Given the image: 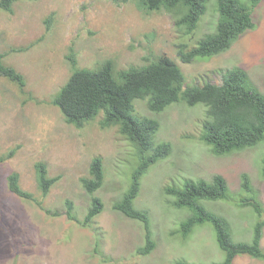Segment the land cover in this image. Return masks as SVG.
Listing matches in <instances>:
<instances>
[{
	"label": "rangeland",
	"instance_id": "rangeland-1",
	"mask_svg": "<svg viewBox=\"0 0 264 264\" xmlns=\"http://www.w3.org/2000/svg\"><path fill=\"white\" fill-rule=\"evenodd\" d=\"M216 2L208 0L200 27L191 37L175 28L171 14H146L133 0H17L11 12L0 9V54L7 53L4 64L20 73L25 83L20 88L0 77V157L15 151L10 159L0 162V264L223 261L224 253L217 246L211 224L195 227L186 239L172 234L189 211L170 205L174 198L164 189L181 186L185 179L210 181L212 175L219 174L237 200L245 195L240 191V175L245 173L264 205V140L252 148L214 156L211 146L197 139L206 115L204 104L189 106L179 101L155 114L148 111L145 100H135L138 114L159 121L155 140L172 146L171 155L152 165L140 180L134 207L148 211L155 242V249L142 256L137 254L145 243L142 224L111 208L131 184L134 149L115 128L102 130L96 121L82 128L67 124L59 109L50 104L71 74L65 59L70 48L81 67L111 59L118 70L141 66L146 57L165 54L179 65L187 85L219 84L221 70L238 66L264 93V0L253 14L256 29L245 33L228 51L188 64L179 60L178 44L192 47L195 40L213 31ZM48 18L49 25L45 23ZM96 156L103 159L104 180L95 196L104 209L94 219L92 230L68 220L64 202L73 203L82 221L91 199L80 179L88 176ZM37 162L46 165L50 178H58L46 197L37 186ZM12 172L19 175L21 188L39 200L42 208L8 191L6 178ZM201 204L230 222L234 242H251L258 218L251 208L226 200H202ZM53 211L59 216L48 213ZM261 246L264 249V232ZM233 264H264V260L238 256Z\"/></svg>",
	"mask_w": 264,
	"mask_h": 264
},
{
	"label": "trees",
	"instance_id": "trees-1",
	"mask_svg": "<svg viewBox=\"0 0 264 264\" xmlns=\"http://www.w3.org/2000/svg\"><path fill=\"white\" fill-rule=\"evenodd\" d=\"M17 0H0V9L11 12L12 4ZM126 3L130 0H114ZM137 9L144 13L165 11L172 15L176 29L185 35L193 36L199 29L201 20L207 11L208 0H133ZM262 0H217L213 31L195 40L188 47L178 44L177 56L182 63H191L196 59H209L228 51L245 33L255 30L253 14ZM50 24V18L45 20ZM14 51V50H13ZM23 51V50H19ZM7 53L0 54V77L22 88L23 76L14 68L4 64ZM71 74L65 84L50 101L63 115L65 122L76 128H82L90 122H97L100 129L115 128L118 134L134 149L135 167L131 172V184L120 199L112 203L111 208L130 220L139 221L144 229L145 243L137 249L138 255H148L155 249L147 210L134 207L139 195L140 180L148 169L160 159L172 153L168 142H157L156 132L160 123L155 118L138 114L135 100H145L151 113L160 114L173 103L183 101L189 106L204 104L206 115L200 124L197 139L211 146L214 156L232 154L258 145L264 140V93L259 90L244 69L233 66L220 71V83L210 82L202 85H187L179 65L165 54L144 59L141 66H131L118 70L111 59L94 67H81L73 48L65 56ZM194 139V136H186ZM196 139V138H195ZM15 151L11 150L0 157V162L10 159ZM103 159H92L88 176L80 179L82 188L91 202L82 221L78 220L73 203L64 202L68 220L82 227L94 229V219L102 213L104 205L95 196L103 184ZM263 175H264V158ZM36 182L42 197H46L58 178L48 176L47 167L42 162L34 165ZM7 189L10 193L26 202H33L39 208L42 204L20 186L19 175L12 172L7 175ZM165 194L173 197L169 204L175 208L189 211L172 234L188 238L195 227L209 223L215 232L217 246L224 253L223 261L210 264H233L236 257L248 256L264 260L261 241L264 232V205L259 190L252 185L250 177L240 175V191L245 194L234 200L227 181L219 174L205 179H185L183 184L168 186ZM202 200L231 201L237 207H249L258 217L253 227L250 243L232 240L231 224L222 215L207 210ZM59 216V212H48ZM174 264H194L178 260Z\"/></svg>",
	"mask_w": 264,
	"mask_h": 264
}]
</instances>
